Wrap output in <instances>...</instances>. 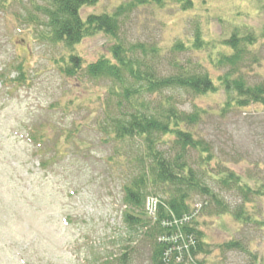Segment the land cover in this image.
<instances>
[{"label":"rangeland","instance_id":"obj_1","mask_svg":"<svg viewBox=\"0 0 264 264\" xmlns=\"http://www.w3.org/2000/svg\"><path fill=\"white\" fill-rule=\"evenodd\" d=\"M129 1L98 0L84 7L81 15L112 14ZM183 1L164 0L161 6L150 4L134 10L122 20L121 42L125 46L140 43L156 47L166 58L174 45L186 44L198 29L207 44L181 57L191 58L214 79L223 71L211 66L209 58H216L223 49L222 40L232 32L243 35L250 31L258 41L243 63L246 80L251 85L264 79V0H190L191 8L182 10ZM3 3L0 264H104L118 257L128 241L134 248L130 264H150L148 248L141 246V237H137L139 232L130 234L121 223L126 208L121 203L120 169L111 166L113 146L96 129L104 116L106 84H81L61 76L57 69L71 54L77 55L84 66L109 58L112 40L100 33L83 39L73 49L53 45L41 38L46 33L41 25L44 18L36 8L45 7V0H0V5ZM19 64L25 81L17 86L12 80L18 73L12 69ZM216 87L205 96L176 100L180 110L203 111L200 124L192 131L197 140L209 144L213 158L204 165L201 158L205 157L192 151L191 161L232 212L242 200L250 198L243 205L250 221H237L232 215L199 217V229L211 245V254L204 257L209 264H248L249 256L239 250L220 251V245L235 241L258 262L264 261V196L227 194L218 185L216 174L225 168L252 189L264 185V106L227 110L229 97L217 83ZM34 130L49 139L50 152L45 156L43 142H38L41 147L29 142L28 134ZM64 130L75 131L69 142L64 141ZM58 141L64 156L42 169L41 163L52 157L53 144ZM113 162L120 164L115 159ZM150 199L157 202L155 198L146 199V216L153 214ZM202 200L194 197L191 202Z\"/></svg>","mask_w":264,"mask_h":264},{"label":"trees","instance_id":"obj_2","mask_svg":"<svg viewBox=\"0 0 264 264\" xmlns=\"http://www.w3.org/2000/svg\"><path fill=\"white\" fill-rule=\"evenodd\" d=\"M97 1L45 0V7L36 8L44 18L41 25L46 33L41 38L65 49H73L83 39L100 33L112 40L109 58L102 57L84 66L77 55L71 54L67 61L61 60L57 69L61 76L74 78L81 84L100 81L106 84L104 116L96 123V129L113 146L111 166L120 169L121 203L126 208L121 223L130 234L139 232L137 237H141L140 245L148 248L150 264H209L204 256L211 254V245L199 229V217L232 215L237 221L249 222L243 205L250 198L242 200V205L232 212L206 184L204 175L195 170L197 165L191 161L190 152L205 157L201 158L204 165L213 158L209 144L197 140L192 131L200 124L203 111L180 110L176 100L181 96L194 98L213 93L217 83L229 97L225 103L227 110H241L253 104L264 106V79L248 84L243 64L258 37L249 31L243 35L232 32L223 39V49L216 58H209L210 65L223 73L212 79L191 58L181 57L200 51L207 44L198 29L186 44L174 45L166 58L156 47L140 43L127 47L121 42L122 20L128 14L150 4L161 6L164 0H132L120 4L112 14L83 18L82 9ZM191 6L190 0L181 3L182 10ZM37 25L41 26L38 22ZM12 70L18 73L12 83L17 86L24 83L22 64ZM73 133L74 130H64V141L69 142ZM28 136L34 147L43 142L42 155L50 152L49 139L42 131H31ZM53 145L52 157L41 163L44 170L64 156L59 141ZM114 159L120 164L116 165ZM216 172L217 183L227 194L264 196L263 184L252 189L230 170L221 168ZM149 197L157 202L153 214L146 216L144 206ZM194 197L203 200L193 204ZM129 243L118 257L104 264H130L134 248ZM219 247L222 253L239 250L248 255V264H264L235 241Z\"/></svg>","mask_w":264,"mask_h":264},{"label":"built area","instance_id":"obj_3","mask_svg":"<svg viewBox=\"0 0 264 264\" xmlns=\"http://www.w3.org/2000/svg\"><path fill=\"white\" fill-rule=\"evenodd\" d=\"M148 204H149V210L154 212L155 204H156V203L153 202L152 199H150V202H149Z\"/></svg>","mask_w":264,"mask_h":264}]
</instances>
